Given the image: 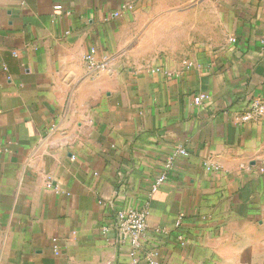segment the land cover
Returning a JSON list of instances; mask_svg holds the SVG:
<instances>
[{"label": "crops", "instance_id": "obj_1", "mask_svg": "<svg viewBox=\"0 0 264 264\" xmlns=\"http://www.w3.org/2000/svg\"><path fill=\"white\" fill-rule=\"evenodd\" d=\"M255 97L264 0H0V264H264ZM148 200L133 256L113 222Z\"/></svg>", "mask_w": 264, "mask_h": 264}, {"label": "built area", "instance_id": "obj_2", "mask_svg": "<svg viewBox=\"0 0 264 264\" xmlns=\"http://www.w3.org/2000/svg\"><path fill=\"white\" fill-rule=\"evenodd\" d=\"M56 9H61L62 6L57 5ZM235 41L233 37L230 39ZM84 60L87 66L93 71H105L109 68V58L103 57L99 58L96 56L95 52H89L84 56ZM205 95H200L196 98V101L200 103ZM264 118V100L260 97L253 98L252 102L248 108L241 113L236 121L245 124L253 120ZM177 155L189 156V153L185 149H178L168 160L166 165L167 169L173 167V163ZM167 181V173L163 172L159 175L151 187L149 198L156 193L159 188ZM150 202L149 200L141 207H133L129 209H122L117 212L114 219V228L117 230L119 235V240L123 245H128L131 248L133 256L139 252L142 247V239L147 232L148 218L150 213ZM179 224V223H178ZM180 225V224H179ZM159 253L155 250L148 253L146 256L148 264H164L159 260ZM112 264V263H108ZM131 264H138L137 258H134Z\"/></svg>", "mask_w": 264, "mask_h": 264}]
</instances>
